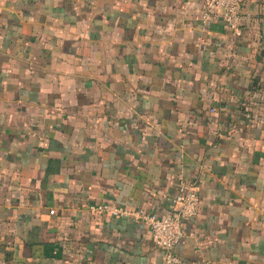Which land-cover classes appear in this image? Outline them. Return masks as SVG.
Segmentation results:
<instances>
[{
	"label": "crops",
	"instance_id": "crops-1",
	"mask_svg": "<svg viewBox=\"0 0 264 264\" xmlns=\"http://www.w3.org/2000/svg\"><path fill=\"white\" fill-rule=\"evenodd\" d=\"M0 0V264H264V0ZM49 210H54L51 214Z\"/></svg>",
	"mask_w": 264,
	"mask_h": 264
},
{
	"label": "built area",
	"instance_id": "built-area-1",
	"mask_svg": "<svg viewBox=\"0 0 264 264\" xmlns=\"http://www.w3.org/2000/svg\"><path fill=\"white\" fill-rule=\"evenodd\" d=\"M244 0H206L202 15L204 18H217L239 33L248 13L242 11ZM261 21L264 23V6ZM173 207L165 215L146 213L143 211L128 212L122 208L110 207L102 203L93 208L108 211L114 216H132L142 221L151 232L153 244L163 253L164 264H183L182 259L175 253L174 247L183 237L182 221L196 215L198 197L193 182H180L177 192L172 199ZM51 214L54 210H49Z\"/></svg>",
	"mask_w": 264,
	"mask_h": 264
}]
</instances>
